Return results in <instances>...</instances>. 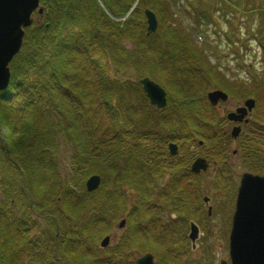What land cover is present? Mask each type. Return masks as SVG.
<instances>
[{
  "label": "trees",
  "instance_id": "16d2710c",
  "mask_svg": "<svg viewBox=\"0 0 264 264\" xmlns=\"http://www.w3.org/2000/svg\"><path fill=\"white\" fill-rule=\"evenodd\" d=\"M185 1L181 12L179 0H40L41 21L24 30L8 88L0 92V264H24L23 255L29 264H134L136 253L152 254L154 264H213L192 258L186 236L192 220L203 240L211 235L203 206L208 192L189 169L190 147L220 165L211 187L226 195L232 188L233 209L234 175L222 169L231 141L206 97L226 82L192 36L203 35L202 26L215 31L222 19L231 51L238 54L242 39L229 17L234 3L222 9L216 1ZM145 9L158 21L151 35ZM257 11L259 27L246 28L260 51L261 131L238 148L248 156L245 170L264 175V10ZM248 20L252 25L254 15ZM243 42L248 48V38ZM128 70L135 79L120 80ZM143 77L165 90L164 109L149 104L138 84ZM170 142L180 159L168 155ZM61 144L70 149L73 186L59 175ZM91 174L101 184L87 192ZM230 215L222 217L226 236ZM37 217L51 229L33 235ZM120 218V237L101 248ZM201 250H209L208 241Z\"/></svg>",
  "mask_w": 264,
  "mask_h": 264
},
{
  "label": "water",
  "instance_id": "95a60500",
  "mask_svg": "<svg viewBox=\"0 0 264 264\" xmlns=\"http://www.w3.org/2000/svg\"><path fill=\"white\" fill-rule=\"evenodd\" d=\"M40 0H0V92L8 88L11 72L9 64L19 53L23 44L24 30L32 25L33 14L37 13L40 18L43 16V6ZM146 35L156 32L157 20L150 10H144ZM143 93L151 106L163 109L167 103L165 90L148 77L138 80ZM211 106L218 101H225L227 96L219 90L210 91L206 95ZM248 110L254 107V101H245ZM240 110L237 113L240 114ZM242 114V113H241ZM230 117V116H229ZM236 132V133H234ZM238 129L234 130L232 136L237 135ZM169 154L175 156L178 152L177 145H168ZM208 168L207 162L197 158L191 165V171L198 174L205 172ZM101 182L98 175H91L85 182L87 192L97 190ZM208 197L203 198L208 203ZM234 211L231 217V227L228 234V258L229 264H264V176L243 173L240 177L239 186L234 203ZM207 213L210 216L211 207ZM125 220L122 219L117 225L122 229ZM200 230L194 221L188 223L187 239L191 251L196 248ZM110 236H106L100 242V247L108 246ZM135 264H154L152 254H144L136 259ZM220 264H226L221 261Z\"/></svg>",
  "mask_w": 264,
  "mask_h": 264
},
{
  "label": "rangeland",
  "instance_id": "374dc122",
  "mask_svg": "<svg viewBox=\"0 0 264 264\" xmlns=\"http://www.w3.org/2000/svg\"><path fill=\"white\" fill-rule=\"evenodd\" d=\"M192 1H193V3H196L195 0H192ZM208 1L212 4H214V2L216 1L217 4H219L222 9H225L227 4H229V3H234L232 6H234V5L237 6V8H236L237 12L235 13L237 15V17H235L234 15L232 17L231 16H229V17L234 19L233 24H236V22L239 23V24H237V26H239V31H240V34L238 37L242 39V42L244 41V39L248 38V48L245 44L242 45L243 49L245 51V64H244V66H245V68H250V71H252V73H258V75H255L253 77H254L255 84L256 83L259 84L261 82L260 73H259V70H260V51H259L257 43L255 41H253L252 39H250V33L247 31V28H249V29L251 28L252 30H254L256 27H259L258 24H259L260 18H259V12L257 11V9H259V11L264 10V0H242L243 5H239V6L237 4L238 2H236L237 0H208ZM178 3H179V6H177V8L179 7L178 9L181 12L186 7L189 6L185 0H179ZM39 6H42V4L40 3ZM250 9H253V11H250ZM43 13H44V10H43ZM253 15H254V21L252 22V25H251V22L248 19ZM217 16H219V15H217ZM32 18H33L32 24L38 23L41 21L40 17L38 16L37 13H34ZM219 19H221V18H219ZM184 22H185V25L187 24V25L192 26L193 28H196V25L192 24L189 19H185ZM220 22L225 23L222 19ZM157 27H158V21H157ZM222 29H223V26L220 27V30H222ZM200 30L202 32H204V34L200 35L198 33V34H195V37L192 36V38L196 41L197 46L204 49V52H205L206 56L208 57L209 61L211 62V64L214 66L215 65L217 66V69L220 71V73H222L224 75V78L229 79V80L238 79L241 82L247 83L250 80L248 78L249 76L247 74L239 73V70H237L238 64L235 61H233L234 58L232 57V51L228 47V45L225 41V38L224 37L221 38L219 36H216V34L213 33L214 31L213 32L211 31L210 27H203L202 26ZM126 46L129 48H132L131 43H127ZM237 47L240 51L241 46L239 45ZM235 55H236L235 59L238 60V57H237L238 54L235 53ZM126 75H127L126 77L124 75L120 76L119 79L123 80L125 78H130L131 80H134L136 77V72H134V70H128L126 72ZM250 89H252V91H250ZM250 89H246L248 92V95H246V96L253 95L252 94L253 88H250ZM214 90L215 89H211L210 91H214ZM216 90L222 91L223 93L226 92L229 95H231L232 97H236V98L242 97V94H240V95L238 94L239 89H237V88L233 89V88L229 87L227 84H225L224 90H222V89H216ZM260 90H261V87H260ZM210 91H208V92H210ZM241 93H244V92L241 90ZM257 100L259 103L261 102V99H257ZM232 104H233L232 102H229L227 105H232ZM215 107H217L218 113L222 114L223 113L222 107H225V104L218 102L215 105ZM258 108H260V109L257 112H260V119H261L262 115H261L260 105H258L257 109ZM221 125H223V127H224L223 122H221ZM232 148H233V146H232ZM178 158H181V156L179 155ZM57 159H58V164H59L58 171H59V175H60L61 179L63 181H65V183L68 182L73 186L74 183L72 182L73 180L71 179L72 171H71V166H70V149L67 145H64V144L60 145V148H59L58 154H57ZM246 163L249 164L248 161ZM240 164L241 163H238V159L234 160L235 166L232 167V169H233L232 173L234 175V177H233V184H234L233 188L235 191H236V188L238 186L239 176L241 174L247 172L243 169V167ZM208 169L209 170L207 171L206 176L205 175L200 176L199 185L202 187V189L205 192L206 191L208 192V194L206 196H204V197H208V199H209L208 203H203L205 212H207L208 207H211L210 216L208 215L210 220L207 222V226H206L207 227L206 229L209 231V234H211V235L206 236V240L208 241L209 250L207 252H206V250H205V252L201 250V246L206 245L207 241L203 240L204 232L202 231L199 224H197L194 221L199 227L200 234H199V239L196 242V248L192 251L190 249V252L192 254L191 255L192 258H194V259L198 258V257L199 258L205 257L207 260H209L210 258H213V264H219L221 261H226V263L229 264L228 263L229 262L228 246H227L228 235L226 236L225 227H224V224L222 221V217H223V215H224V217H227L226 216L227 215L226 214L227 208H229L233 212V209H231L230 205L227 204V202H229L230 198L232 197V195H231L232 194V188H230L228 195L223 194L220 190L215 191L214 188L211 187L212 184H211L210 180H211V174H216V169H215V166H213L212 168L209 167ZM4 172H5V170L3 169V171H1V173H0V179H1L2 175H4ZM9 173H10V176H14V178H15V176H17L16 175L17 173L14 170H11ZM91 175H93V174H91ZM91 175H89L86 178V180ZM208 178L210 180H208ZM100 179H101V177H100ZM86 180H85V182H86ZM17 182H18V180H17ZM100 184H101V182H100ZM14 191H15V186L11 188V192H14ZM16 193H19V189H18V191L16 190ZM2 196H3V192H2V190H0V198ZM16 198H17V202H19L20 195L18 196V194H17ZM226 204H227V206H226ZM214 206H215V208H214ZM220 208H221V210H220ZM223 208H224V210H223ZM215 209H217V210L215 211ZM222 210H223V212H221ZM231 211H230V213H231ZM165 217L167 218V215H165ZM35 219H36V217L33 218V220H35ZM120 219H118L115 222L111 232L109 233V235H107V236H110V241H109L108 245H113L115 243V241L118 240V238L120 237V233L122 232V229L120 230L117 228V224L120 222ZM37 221H39L38 226H36L31 231L33 235L41 233L45 230V225H46L45 222L43 220H39L38 217H37ZM46 226L49 229H51L49 224H47ZM202 228H204V227L202 226ZM123 229H124V227H123ZM187 233H188V230H187ZM186 236H187V234H186ZM41 246H44V243H42ZM139 247L144 249L145 245H141ZM42 248L44 249V247H42ZM189 248H191L190 243H189ZM135 255H136L135 257L140 256L137 253ZM22 259L24 260V264H29V259H30L29 256L23 255ZM44 259H45V253L43 252L42 257H40V259L38 261L43 263Z\"/></svg>",
  "mask_w": 264,
  "mask_h": 264
},
{
  "label": "flooded vegetation",
  "instance_id": "af4514ba",
  "mask_svg": "<svg viewBox=\"0 0 264 264\" xmlns=\"http://www.w3.org/2000/svg\"><path fill=\"white\" fill-rule=\"evenodd\" d=\"M238 4L243 5L242 0H238ZM233 15L235 17H237L236 14H233ZM231 21H234V19L232 18ZM221 26H223V29H222L223 31L220 30V28L215 29V31L212 27H210V28H211L212 32L214 31L213 33H215L216 36H219L222 38V37H224V32L226 33L227 25H226V23H222V25H220V27ZM239 45L241 46V49L238 52V56H237L238 60L235 59V57H236L235 51H232V57L234 58L233 61H235L238 64L237 70H239V73L247 74L249 76L248 78L250 80L246 83V82H241L238 79L229 80V79L224 78L226 84L229 87H231L233 89H236V88L239 89L238 94L239 95L242 94V97H239V98L232 97L231 95H229L228 93L225 92L227 99L223 102L218 101V102L225 104V107H222L223 113L222 114L218 113L219 117L221 118V122L224 123V127H225L224 128L220 122L221 134L223 135V137H226L227 139H229L231 141V145L233 146V148L231 146L230 152L225 155V158H224L225 164H222V169H225L226 171H230V170L232 171L233 170L232 167L235 166L234 160H237V159H238V163H241L240 165L245 170V166L248 164V163H246L248 161V156H246L245 154L242 155L238 146H240V144L243 146L244 145L243 142L245 139H249L250 141L252 139L258 140V138L260 137V131H261L260 112H257L260 108L257 109L256 103H255L256 97L260 98L261 91H260V85L258 83L254 84V77H253L255 75H258V73H252V71H250V68H245V66H244V64H245V51H244L243 46H242V45H244V43L243 42H242V44L239 43ZM259 73H260V71H259ZM250 88H253V93H252L253 95L246 96V95H248V92L246 89H250ZM241 90L244 93H241ZM250 91H252V89H250ZM248 99H252L254 101V107L251 110H248V108L244 104L245 101ZM228 101L232 102L233 104L227 105L229 103ZM214 108L217 111V107H214ZM238 110L241 111L240 114L237 113ZM237 129H238L237 135L235 137H233L232 133L234 130H237ZM234 133H236V132H234ZM169 144H171V142L167 144V151H168V155L170 156L171 160H173L174 157H176V156L179 157V155H178V152L175 156H171L169 154V150H168ZM199 145H202V144L199 143ZM177 149H178V147H177ZM203 150L205 151V149H203ZM190 151L192 152V155H191L192 159H191V162L189 164L190 171H191L192 163L197 158L204 159L208 164V168L209 167L212 168L213 166H215V169L217 170L218 167H220V165L217 164V161L208 158L201 151L194 150L192 147H190ZM255 156L258 159V156L256 155V153H255ZM165 160H166V157H163V161H165ZM208 170L209 169H207L205 172L201 171L200 173H198L196 175H198V176H204L205 175L206 176ZM245 171H247V170H245ZM247 172L251 173L249 171H247ZM241 175L239 176L238 186H239V181H240ZM216 176H217L216 174H211V180L208 178V180H210L211 184L215 180ZM166 177H168V176L165 175V177L162 180L164 181V179ZM238 186H237V188H238ZM237 188H236V191H237ZM234 203H235V200H234ZM233 205H235V204H233ZM226 206H227V204H226ZM220 210H221V208H220ZM223 210H224V208H223ZM223 210L221 212H223ZM233 210H234V208H233ZM232 213L233 212H231L230 219L232 217ZM226 214H227L226 216H228L230 214L229 208H227ZM136 258L137 257H135V259ZM134 264H135V262H134Z\"/></svg>",
  "mask_w": 264,
  "mask_h": 264
}]
</instances>
